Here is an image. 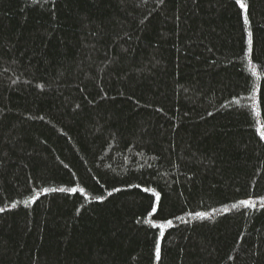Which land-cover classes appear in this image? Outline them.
Segmentation results:
<instances>
[{
  "label": "trees",
  "instance_id": "1",
  "mask_svg": "<svg viewBox=\"0 0 264 264\" xmlns=\"http://www.w3.org/2000/svg\"><path fill=\"white\" fill-rule=\"evenodd\" d=\"M241 3L0 0V264H264Z\"/></svg>",
  "mask_w": 264,
  "mask_h": 264
},
{
  "label": "snow or ice",
  "instance_id": "2",
  "mask_svg": "<svg viewBox=\"0 0 264 264\" xmlns=\"http://www.w3.org/2000/svg\"><path fill=\"white\" fill-rule=\"evenodd\" d=\"M237 4L240 5L241 8H245V5L243 3H241V0H236ZM245 22H247V17H245ZM261 136L264 137V132L261 133ZM241 203L245 204L246 206H250L251 202L250 201H242ZM0 211H2V209H0ZM197 215L202 216V213H198ZM168 224H171V221H168ZM161 235H163V233H161ZM159 246H157V257L159 258Z\"/></svg>",
  "mask_w": 264,
  "mask_h": 264
}]
</instances>
